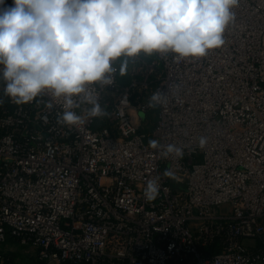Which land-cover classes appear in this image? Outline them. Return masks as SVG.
I'll return each mask as SVG.
<instances>
[{"label": "built area", "instance_id": "2783aa9c", "mask_svg": "<svg viewBox=\"0 0 264 264\" xmlns=\"http://www.w3.org/2000/svg\"><path fill=\"white\" fill-rule=\"evenodd\" d=\"M231 10L205 57L117 59L114 83L90 87L107 115L75 97V126L47 91L13 103L0 75V244L34 245L46 264H264V0ZM169 144L183 156L162 155Z\"/></svg>", "mask_w": 264, "mask_h": 264}, {"label": "clouds", "instance_id": "9594fccd", "mask_svg": "<svg viewBox=\"0 0 264 264\" xmlns=\"http://www.w3.org/2000/svg\"><path fill=\"white\" fill-rule=\"evenodd\" d=\"M238 0H0V75L5 81L4 96L17 105L32 102L47 91L63 100L57 123L75 126L84 118L73 109L74 99L91 107L87 117L107 115L99 97L90 87L114 83V62L143 52L177 61L199 59L224 45L226 28L234 22L231 10ZM127 60L119 73L125 74ZM166 98L154 92L149 107ZM199 144H206L200 138ZM149 147L159 149L158 140ZM183 156L174 144L162 155ZM165 176H173L166 169ZM160 191L158 179L147 182L144 195L154 200Z\"/></svg>", "mask_w": 264, "mask_h": 264}, {"label": "rangeland", "instance_id": "374dc122", "mask_svg": "<svg viewBox=\"0 0 264 264\" xmlns=\"http://www.w3.org/2000/svg\"><path fill=\"white\" fill-rule=\"evenodd\" d=\"M0 249L9 255L7 264H44L39 258L38 248L34 245H23L17 240H9L0 244Z\"/></svg>", "mask_w": 264, "mask_h": 264}, {"label": "trees", "instance_id": "16d2710c", "mask_svg": "<svg viewBox=\"0 0 264 264\" xmlns=\"http://www.w3.org/2000/svg\"><path fill=\"white\" fill-rule=\"evenodd\" d=\"M44 264H46L45 262H43Z\"/></svg>", "mask_w": 264, "mask_h": 264}]
</instances>
